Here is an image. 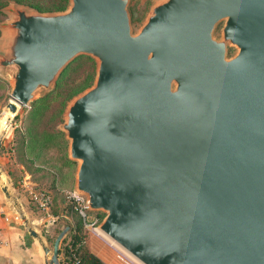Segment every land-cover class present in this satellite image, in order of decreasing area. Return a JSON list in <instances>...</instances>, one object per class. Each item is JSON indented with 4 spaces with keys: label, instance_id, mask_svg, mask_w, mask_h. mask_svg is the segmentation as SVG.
<instances>
[{
    "label": "water",
    "instance_id": "water-1",
    "mask_svg": "<svg viewBox=\"0 0 264 264\" xmlns=\"http://www.w3.org/2000/svg\"><path fill=\"white\" fill-rule=\"evenodd\" d=\"M130 2L2 9L7 110L29 108L77 58L92 59L93 83L57 129L73 191L104 215L93 232L132 264H264V0H154L137 30ZM12 204L43 264H61L69 226L50 249Z\"/></svg>",
    "mask_w": 264,
    "mask_h": 264
},
{
    "label": "trees",
    "instance_id": "trees-1",
    "mask_svg": "<svg viewBox=\"0 0 264 264\" xmlns=\"http://www.w3.org/2000/svg\"><path fill=\"white\" fill-rule=\"evenodd\" d=\"M11 1L18 4L28 5L40 12H55L65 9L67 0H0V17L4 9ZM85 62L89 68L79 81L71 86H66L67 77L73 70ZM71 72V73H70ZM94 77L93 63L87 58H80L70 64L57 82L54 93L45 99L31 105L22 121L23 130L20 135H14L13 141L6 153L9 162L21 167L36 183H45L46 189L37 190L51 197L52 206L50 214L61 219L57 226V233L69 226L70 230L60 244L61 264H103L90 250L87 244L89 232L85 229L83 219L75 203L71 202L66 192L73 190L74 164L67 159L66 144L63 135L56 129L61 123L60 115L64 102L72 95L82 91L91 85ZM0 85L2 83L0 82ZM11 174L10 172H8ZM36 188V187H35ZM37 209V208H36ZM98 223L102 215H95Z\"/></svg>",
    "mask_w": 264,
    "mask_h": 264
},
{
    "label": "rangeland",
    "instance_id": "rangeland-1",
    "mask_svg": "<svg viewBox=\"0 0 264 264\" xmlns=\"http://www.w3.org/2000/svg\"><path fill=\"white\" fill-rule=\"evenodd\" d=\"M11 2H14V1H11ZM153 2H154V0H131V2L129 4V11L131 14L132 25H133L135 30L138 29V27L140 26V24L144 20L145 15L147 14V12H148L151 4H153ZM42 3H47V1L42 0ZM19 5L30 7L28 5H23V4H19ZM67 6H68V0H67L66 7ZM66 7H65V9H66ZM30 8L37 10L33 7H30ZM37 11H39V10H37ZM55 12H59V11H55ZM41 13H51V12H41ZM8 18H9L8 15L5 12H3L2 16L0 17V23L7 20ZM80 58H87L93 63V72H94V77H95V69H96L95 62L88 57H79L73 63H75ZM89 65H90L89 63L85 62L83 65L77 66L75 68V70L72 71V73L70 72L71 74L69 77H67L65 85L71 86L72 84H75L77 81H79L81 79V77L86 73V70L89 68L88 67ZM94 77H93V80H94ZM93 80H92V83H93ZM0 82L2 83V85H0V120H1L2 113H4L5 111H8L6 106H7L8 102L10 101V85L7 82L3 81L2 79H0ZM92 83H91V85H92ZM56 88H57V84L55 86V89L50 94H48L47 96L54 93ZM85 89H83V90H85ZM82 91H80V92H82ZM80 92H78V93H80ZM78 93L72 95L70 98H68L64 102L63 110H62V113L60 115L61 122H62V114H63V111H64V108H65L67 101L69 99H71L73 96L77 95ZM45 98H43V99H45ZM43 99H40V100H43ZM40 100H38V101H40ZM31 105L29 108L20 109L16 115L12 116L11 123H9V129L7 130V132H4L1 125H0V137H1V134H4L6 136V138H3V140H2V148L3 149L7 150L13 141L14 135H16V134L20 135V133L22 132V130H23L22 121H24L25 115L29 111V109L31 108ZM10 124H11V126H10ZM58 125L56 126V129H57ZM63 139H64V137H63ZM64 142L66 144V154H67V142L65 140H64ZM2 148L0 149V160H1L0 161L1 162L0 174L2 176V180L0 182V198L4 199V194L2 193L1 187L6 186L9 189L11 198L13 199V200L11 199L8 203V205L10 207H13L12 202L17 201L18 205L21 207L22 212L25 214V216H27V218L35 216L37 218L44 217V219H48L47 215L50 214V208L52 206V200H51V205H50L49 210L43 211V210L38 209L36 207V205H34L32 199H31V195L29 193V190H32L33 192L38 193L37 190H39L41 188L46 189L47 188L46 184L34 182L32 180V178L30 177V175H28V177L25 176V173L23 170H20L19 168H15V165L10 164V162L7 163L4 158L9 160L8 155H6V153L4 152L5 150L3 152H1ZM75 167H76V165L74 166V171H75ZM7 172H10L11 174L8 175ZM73 177H74V173H73ZM29 182H31V184H29ZM73 187H74V182H73ZM14 217H15V215H14ZM103 217H104V215H102V218ZM60 220L61 219H59V220L55 219V221H56L55 223L57 224L58 228L61 225V223L60 224L58 223ZM50 221H51V224L47 228L46 227L43 228L40 231V233L44 236L49 248L52 249L54 241H55V239L59 233H57L58 228H57V226L55 227L56 224H53L51 219H50ZM18 223H21V220H19ZM90 235H93V237H95V239H97L98 241H101L100 243H102L103 245H106V246L109 245L102 238L97 236L93 231L89 232V236ZM112 249L115 251L114 252L115 254L118 253L114 248H112ZM59 252H60V249H59ZM59 258H60V254H59ZM110 258H111V256H110ZM128 263L132 264L130 262H128Z\"/></svg>",
    "mask_w": 264,
    "mask_h": 264
},
{
    "label": "crops",
    "instance_id": "crops-1",
    "mask_svg": "<svg viewBox=\"0 0 264 264\" xmlns=\"http://www.w3.org/2000/svg\"><path fill=\"white\" fill-rule=\"evenodd\" d=\"M4 159L7 163L9 162L8 159ZM10 164L12 163L10 162ZM15 168L21 170V167L18 165H15ZM24 173L28 177V174ZM7 174L9 175L8 172ZM47 217L48 219L32 216L28 217V219L34 228L40 232L51 224L50 219L53 224L55 219H58V217L51 214L47 215ZM100 242L93 235H90L87 239L89 250L103 264H129L125 259L120 257L119 253H117L118 255L115 254V251L109 245L106 246ZM0 264H43L42 255L37 244L28 236L24 227L14 220V213L5 197L4 199L0 198Z\"/></svg>",
    "mask_w": 264,
    "mask_h": 264
},
{
    "label": "built area",
    "instance_id": "built-area-1",
    "mask_svg": "<svg viewBox=\"0 0 264 264\" xmlns=\"http://www.w3.org/2000/svg\"><path fill=\"white\" fill-rule=\"evenodd\" d=\"M29 193L31 195V199L34 205H36L38 209L43 210V211L49 210L50 205H51V197L48 194L36 193V192H33L32 190H29ZM66 196L71 202L75 203V209L78 210L80 216L82 217L85 229L88 232L93 231L94 227L98 224V219L96 218V216L87 212L85 204H84V199L78 196L73 190L67 191ZM14 220L18 222V219L16 217H14ZM120 257L122 259H125L121 255ZM72 264H78V262L74 261Z\"/></svg>",
    "mask_w": 264,
    "mask_h": 264
},
{
    "label": "bare ground",
    "instance_id": "bare-ground-1",
    "mask_svg": "<svg viewBox=\"0 0 264 264\" xmlns=\"http://www.w3.org/2000/svg\"><path fill=\"white\" fill-rule=\"evenodd\" d=\"M18 110H19V106L17 105V111ZM12 116H13V114L11 112H9V110L2 113L0 125H1L4 132H7V130L9 129V123L11 122Z\"/></svg>",
    "mask_w": 264,
    "mask_h": 264
}]
</instances>
